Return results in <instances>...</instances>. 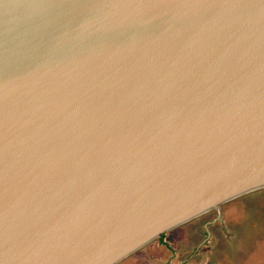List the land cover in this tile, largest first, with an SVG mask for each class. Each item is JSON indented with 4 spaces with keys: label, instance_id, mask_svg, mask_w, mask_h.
Masks as SVG:
<instances>
[{
    "label": "water",
    "instance_id": "1",
    "mask_svg": "<svg viewBox=\"0 0 264 264\" xmlns=\"http://www.w3.org/2000/svg\"><path fill=\"white\" fill-rule=\"evenodd\" d=\"M264 190V0H0V264H121Z\"/></svg>",
    "mask_w": 264,
    "mask_h": 264
},
{
    "label": "rangeland",
    "instance_id": "2",
    "mask_svg": "<svg viewBox=\"0 0 264 264\" xmlns=\"http://www.w3.org/2000/svg\"><path fill=\"white\" fill-rule=\"evenodd\" d=\"M217 219L191 221L121 264H243L249 256L247 264H264V190L230 202Z\"/></svg>",
    "mask_w": 264,
    "mask_h": 264
},
{
    "label": "trees",
    "instance_id": "3",
    "mask_svg": "<svg viewBox=\"0 0 264 264\" xmlns=\"http://www.w3.org/2000/svg\"><path fill=\"white\" fill-rule=\"evenodd\" d=\"M256 212H257V214L259 213V211H258V210H257ZM165 237H166V236H165V235H163V236L160 238V241H161V242H164V239H165Z\"/></svg>",
    "mask_w": 264,
    "mask_h": 264
},
{
    "label": "flooded vegetation",
    "instance_id": "4",
    "mask_svg": "<svg viewBox=\"0 0 264 264\" xmlns=\"http://www.w3.org/2000/svg\"><path fill=\"white\" fill-rule=\"evenodd\" d=\"M249 258H250V256L248 257V258H246L247 260L245 261V264H247L246 262H248L249 261ZM244 264V263H243Z\"/></svg>",
    "mask_w": 264,
    "mask_h": 264
},
{
    "label": "crops",
    "instance_id": "5",
    "mask_svg": "<svg viewBox=\"0 0 264 264\" xmlns=\"http://www.w3.org/2000/svg\"><path fill=\"white\" fill-rule=\"evenodd\" d=\"M251 256H252V255H251ZM250 259H251V258H250ZM250 259H249V261H250ZM249 261H248V262H249ZM248 262H246V263H248ZM244 264H245V263H244Z\"/></svg>",
    "mask_w": 264,
    "mask_h": 264
}]
</instances>
